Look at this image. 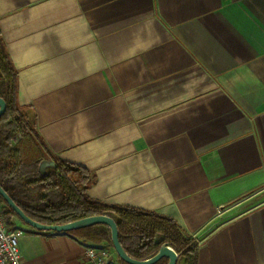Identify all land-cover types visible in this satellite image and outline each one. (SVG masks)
Returning a JSON list of instances; mask_svg holds the SVG:
<instances>
[{
	"label": "crops",
	"instance_id": "crops-1",
	"mask_svg": "<svg viewBox=\"0 0 264 264\" xmlns=\"http://www.w3.org/2000/svg\"><path fill=\"white\" fill-rule=\"evenodd\" d=\"M0 35L43 158L93 173L95 200L172 217L196 264H264V0H0ZM12 222L22 264L108 242Z\"/></svg>",
	"mask_w": 264,
	"mask_h": 264
},
{
	"label": "trees",
	"instance_id": "trees-1",
	"mask_svg": "<svg viewBox=\"0 0 264 264\" xmlns=\"http://www.w3.org/2000/svg\"><path fill=\"white\" fill-rule=\"evenodd\" d=\"M17 92L18 71L0 35V96L7 103L0 116V184L28 216L46 224H62L90 215L108 214L115 219L121 244L131 256L147 259L163 244H168L179 255L177 264L197 263L198 240L172 217L91 198L88 190L95 175L85 167L55 158V166L42 175L39 163L45 146L34 115L29 107L18 102ZM0 203L12 225L13 217H19L1 195ZM66 233L106 238L111 245L110 234L96 230L95 225ZM118 259L120 264H129ZM167 262L168 257L164 256L153 264Z\"/></svg>",
	"mask_w": 264,
	"mask_h": 264
},
{
	"label": "water",
	"instance_id": "water-1",
	"mask_svg": "<svg viewBox=\"0 0 264 264\" xmlns=\"http://www.w3.org/2000/svg\"><path fill=\"white\" fill-rule=\"evenodd\" d=\"M7 108L6 100L0 96V116ZM55 161L50 158H42L39 163V171L42 175L47 173V167L55 166ZM0 195L11 207L21 221L26 225L41 231L66 232L94 225H106L110 230L111 245L115 249L118 257L129 264H153L162 257H168L167 264H177L179 255L176 250L168 244H163L158 252L147 259H137L131 256L121 244L119 239L118 226L115 219L108 214L90 215L75 219L62 224H46L39 222L28 216L24 210L14 201L9 193L0 184ZM104 244H110L106 242Z\"/></svg>",
	"mask_w": 264,
	"mask_h": 264
},
{
	"label": "built area",
	"instance_id": "built-area-1",
	"mask_svg": "<svg viewBox=\"0 0 264 264\" xmlns=\"http://www.w3.org/2000/svg\"><path fill=\"white\" fill-rule=\"evenodd\" d=\"M21 227L12 228L0 203V264H22ZM87 264H120L115 249L110 244H87Z\"/></svg>",
	"mask_w": 264,
	"mask_h": 264
},
{
	"label": "rangeland",
	"instance_id": "rangeland-1",
	"mask_svg": "<svg viewBox=\"0 0 264 264\" xmlns=\"http://www.w3.org/2000/svg\"><path fill=\"white\" fill-rule=\"evenodd\" d=\"M257 202V201H256ZM254 204V203H253ZM6 216V215H5ZM7 217V216H6ZM8 219V218H7ZM9 220V219H8Z\"/></svg>",
	"mask_w": 264,
	"mask_h": 264
}]
</instances>
